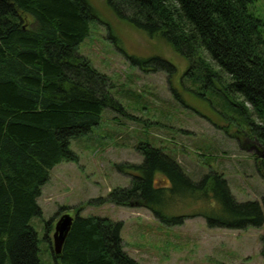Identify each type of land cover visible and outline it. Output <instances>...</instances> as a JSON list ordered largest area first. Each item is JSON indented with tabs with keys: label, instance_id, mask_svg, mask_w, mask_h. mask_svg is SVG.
<instances>
[{
	"label": "trees",
	"instance_id": "obj_1",
	"mask_svg": "<svg viewBox=\"0 0 264 264\" xmlns=\"http://www.w3.org/2000/svg\"><path fill=\"white\" fill-rule=\"evenodd\" d=\"M108 4L187 61L186 75L198 88L188 91L227 120L242 147L254 142L264 147V23L251 10L255 0ZM93 20L99 19L88 0H0V264H42L38 234L30 224L43 215L42 187L54 167L78 160L71 141L99 126L105 109L123 111L107 76L77 52ZM160 67L169 69L170 77L176 71L166 60L153 69ZM140 149L142 164L117 165L134 175L130 187L111 192V203L144 207L165 225H181L184 218L168 211L172 198L207 200L212 205L200 213L210 228L264 226V197L261 203L238 202L222 174L211 171L193 180L163 149L149 144ZM256 162L264 178V158L257 156ZM158 174L167 184H159ZM50 224L45 239L51 243ZM122 227V222L77 213L61 257L53 259L56 264H140L123 248Z\"/></svg>",
	"mask_w": 264,
	"mask_h": 264
},
{
	"label": "rangeland",
	"instance_id": "obj_2",
	"mask_svg": "<svg viewBox=\"0 0 264 264\" xmlns=\"http://www.w3.org/2000/svg\"><path fill=\"white\" fill-rule=\"evenodd\" d=\"M88 1L99 20L90 22V34L77 52L107 76L109 91L123 111L105 109L99 126L71 141L78 160L58 164L42 187L38 204L43 215L30 223L38 234L42 264H56V223L77 213L122 222L123 248L140 264H264V226L210 228L200 213L212 205L207 200L172 198L168 211L184 218L181 225H165L147 208L109 201L113 190L131 186L134 175L117 165L142 164L140 148L149 144L175 157L191 179L198 181L211 171L222 174L238 202L261 203L264 178L256 157L264 155V147L257 142L242 147L227 120L188 91L198 90L186 75L189 65L162 38L119 17L108 0ZM251 10L264 23V0H255ZM261 32L264 36V26ZM164 60L176 68L171 77L167 68L153 69ZM157 180L167 184L161 174ZM49 222L51 243L45 239Z\"/></svg>",
	"mask_w": 264,
	"mask_h": 264
},
{
	"label": "water",
	"instance_id": "obj_3",
	"mask_svg": "<svg viewBox=\"0 0 264 264\" xmlns=\"http://www.w3.org/2000/svg\"><path fill=\"white\" fill-rule=\"evenodd\" d=\"M259 157L264 158V155H261ZM74 220V217L65 214L56 223L54 233V255L56 257H61L62 255L63 247L71 232Z\"/></svg>",
	"mask_w": 264,
	"mask_h": 264
},
{
	"label": "flooded vegetation",
	"instance_id": "obj_4",
	"mask_svg": "<svg viewBox=\"0 0 264 264\" xmlns=\"http://www.w3.org/2000/svg\"><path fill=\"white\" fill-rule=\"evenodd\" d=\"M262 147V146H261ZM257 152V154H262V151L261 150H258V151H256Z\"/></svg>",
	"mask_w": 264,
	"mask_h": 264
}]
</instances>
